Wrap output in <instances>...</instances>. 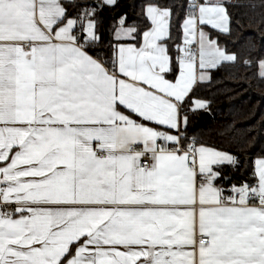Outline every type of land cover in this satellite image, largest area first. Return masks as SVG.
<instances>
[{
    "label": "snow or ice",
    "instance_id": "1",
    "mask_svg": "<svg viewBox=\"0 0 264 264\" xmlns=\"http://www.w3.org/2000/svg\"><path fill=\"white\" fill-rule=\"evenodd\" d=\"M118 6L0 0V264H264V156L222 186L239 157L188 139L183 110L225 65L264 80L220 43L246 5L143 0L105 39Z\"/></svg>",
    "mask_w": 264,
    "mask_h": 264
},
{
    "label": "trees",
    "instance_id": "2",
    "mask_svg": "<svg viewBox=\"0 0 264 264\" xmlns=\"http://www.w3.org/2000/svg\"><path fill=\"white\" fill-rule=\"evenodd\" d=\"M164 4L181 5L185 0H161ZM243 7H230L235 21L242 27L233 28L230 37H220V43L241 54L243 59L256 61L264 57V30L260 23L264 20L262 0H234ZM143 0H119L116 8L105 7L100 14L101 31L107 39L108 27L112 18L127 13L135 17ZM251 5H254L252 7ZM181 13L179 7L176 8ZM178 33L173 31V40ZM255 64L251 66L225 65L213 71L211 83L200 84L191 93L185 103L184 113L188 115L187 136L195 137L199 142L237 155L241 161L238 169L225 166L223 176H230L219 181L222 186L251 181L254 160L264 156V80L258 76ZM193 99L207 101L211 115L197 126L202 112L190 111Z\"/></svg>",
    "mask_w": 264,
    "mask_h": 264
},
{
    "label": "crops",
    "instance_id": "3",
    "mask_svg": "<svg viewBox=\"0 0 264 264\" xmlns=\"http://www.w3.org/2000/svg\"><path fill=\"white\" fill-rule=\"evenodd\" d=\"M203 84H206V83H203ZM200 85V84H199ZM198 86V85H197ZM196 88V86L194 87V89ZM193 89V90H194ZM193 92V91H192ZM191 92V93H192ZM191 93L189 94V96L188 97H186V99H185V102H184V106H185V103L187 102V100L189 99V97H190V95H191ZM196 101H203V100H200V99H193L192 100V102H191V105H190V111H192L191 109H193V108H195V102ZM206 109H207V107L205 108V109H196L195 111H192V112H205L206 111ZM183 110H184V108H183Z\"/></svg>",
    "mask_w": 264,
    "mask_h": 264
},
{
    "label": "water",
    "instance_id": "4",
    "mask_svg": "<svg viewBox=\"0 0 264 264\" xmlns=\"http://www.w3.org/2000/svg\"><path fill=\"white\" fill-rule=\"evenodd\" d=\"M211 117V115H210V113L208 112V111H205V112H203L201 115H200V117H199V121H198V124H197V126H199L202 122H203V120L205 119V118H210ZM227 179H225V181L226 182H228L231 178H230V176H228V177H226Z\"/></svg>",
    "mask_w": 264,
    "mask_h": 264
},
{
    "label": "built area",
    "instance_id": "5",
    "mask_svg": "<svg viewBox=\"0 0 264 264\" xmlns=\"http://www.w3.org/2000/svg\"><path fill=\"white\" fill-rule=\"evenodd\" d=\"M187 138H188V139H191V138H193V136H187Z\"/></svg>",
    "mask_w": 264,
    "mask_h": 264
}]
</instances>
